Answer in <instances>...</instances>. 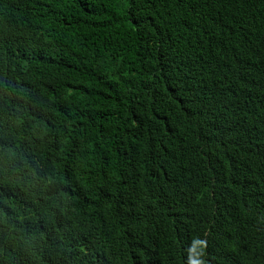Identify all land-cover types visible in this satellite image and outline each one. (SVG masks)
I'll list each match as a JSON object with an SVG mask.
<instances>
[{"label":"trees","instance_id":"trees-1","mask_svg":"<svg viewBox=\"0 0 264 264\" xmlns=\"http://www.w3.org/2000/svg\"><path fill=\"white\" fill-rule=\"evenodd\" d=\"M0 264H264V0H0Z\"/></svg>","mask_w":264,"mask_h":264},{"label":"clouds","instance_id":"clouds-1","mask_svg":"<svg viewBox=\"0 0 264 264\" xmlns=\"http://www.w3.org/2000/svg\"><path fill=\"white\" fill-rule=\"evenodd\" d=\"M205 236H206V234H205ZM207 237V236H206Z\"/></svg>","mask_w":264,"mask_h":264}]
</instances>
